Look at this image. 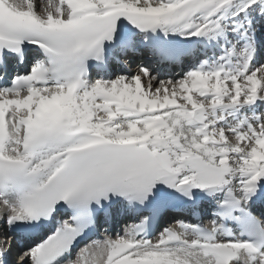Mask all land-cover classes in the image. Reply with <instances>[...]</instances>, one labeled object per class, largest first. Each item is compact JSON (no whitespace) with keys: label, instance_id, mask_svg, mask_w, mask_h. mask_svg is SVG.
Here are the masks:
<instances>
[{"label":"snow or ice","instance_id":"1","mask_svg":"<svg viewBox=\"0 0 264 264\" xmlns=\"http://www.w3.org/2000/svg\"><path fill=\"white\" fill-rule=\"evenodd\" d=\"M0 264H264V0H0Z\"/></svg>","mask_w":264,"mask_h":264},{"label":"bare ground","instance_id":"2","mask_svg":"<svg viewBox=\"0 0 264 264\" xmlns=\"http://www.w3.org/2000/svg\"><path fill=\"white\" fill-rule=\"evenodd\" d=\"M176 71V70H175ZM176 72H178V71H176ZM15 258V257H14ZM9 259L11 260V259H13V257H9Z\"/></svg>","mask_w":264,"mask_h":264}]
</instances>
